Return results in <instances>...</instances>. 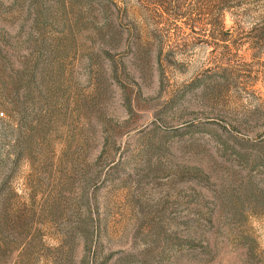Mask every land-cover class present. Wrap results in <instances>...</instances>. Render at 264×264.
Returning a JSON list of instances; mask_svg holds the SVG:
<instances>
[{
	"label": "rangeland",
	"instance_id": "obj_1",
	"mask_svg": "<svg viewBox=\"0 0 264 264\" xmlns=\"http://www.w3.org/2000/svg\"><path fill=\"white\" fill-rule=\"evenodd\" d=\"M233 5L0 0V264H264V0Z\"/></svg>",
	"mask_w": 264,
	"mask_h": 264
},
{
	"label": "trees",
	"instance_id": "obj_2",
	"mask_svg": "<svg viewBox=\"0 0 264 264\" xmlns=\"http://www.w3.org/2000/svg\"><path fill=\"white\" fill-rule=\"evenodd\" d=\"M138 3L146 6H153L156 8V14H155V25L156 29L163 30L166 28V25L168 24V20L170 19H178L180 18V13L178 12L176 6H174L175 0H137ZM114 6L117 7V4L113 2ZM218 3L220 4L219 8V14L218 15H212L209 20V25L211 27V30L217 31H223L226 34H229V30L226 29L225 24V17L226 13H231V10L234 7L235 0H218ZM192 21V24H188V28L193 30L196 25H199L198 20L190 18ZM222 46L223 48L228 47V39H222ZM219 45V43H218ZM222 71H225L226 69L221 67Z\"/></svg>",
	"mask_w": 264,
	"mask_h": 264
}]
</instances>
